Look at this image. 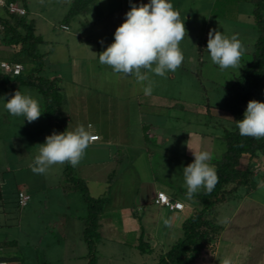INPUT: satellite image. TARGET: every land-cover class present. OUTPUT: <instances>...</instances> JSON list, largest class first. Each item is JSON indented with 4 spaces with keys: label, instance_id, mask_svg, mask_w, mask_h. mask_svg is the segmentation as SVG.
I'll return each mask as SVG.
<instances>
[{
    "label": "rangeland",
    "instance_id": "374dc122",
    "mask_svg": "<svg viewBox=\"0 0 264 264\" xmlns=\"http://www.w3.org/2000/svg\"><path fill=\"white\" fill-rule=\"evenodd\" d=\"M65 2V0H31L30 2L31 9L33 7L37 11L31 16L36 18L38 23L36 33L42 35L46 40L41 44V50L47 52L45 65L48 62L49 64L52 61L57 62V60L64 63L67 53L78 58L77 48H72L76 41L74 35L78 29V23L71 24L72 34L61 29V21L67 10ZM149 2L150 0H125V10L123 11L126 14L132 5L139 6ZM170 2L174 10L180 13V19L184 21L188 34L179 44L185 57L184 62L175 73H167V78L148 73L152 81V95H155L158 101H162L163 106L152 109L155 112L152 111L151 114L144 113L143 117V113L137 109L136 98H133L132 104L126 105L127 108L133 109L129 112L130 114L127 113L130 117L127 122L130 123L133 137L138 132L146 130L150 123L162 124L156 130L153 129L157 134L156 138L161 136L170 138V144L165 146L173 149L178 148L182 153L186 151L188 140L191 144V139L200 138L206 134L208 138L205 137L204 143L201 144V150L198 152H210L212 154L210 161H212L219 158L226 148L220 138L223 129L233 126L232 115L223 109L227 87L233 78L241 72L242 65L250 60L253 44L258 35L254 28L253 3L251 0H170ZM119 3L120 0H104V9L116 10ZM88 16L91 17L92 13H89ZM121 20L120 13H117L116 10L114 15L108 16L104 23L97 22L94 28H98L99 33H103V29L113 31L111 35L114 40L116 28L113 30L112 27L114 25H117L114 27H119ZM210 29H216L227 37L238 36L246 49L239 62V69L229 68L222 71L218 65L212 63L210 53L207 51ZM68 38L71 39L70 49L65 47ZM91 46L97 48L96 45ZM106 48L104 46L101 52ZM94 50L88 49L87 55L92 57L95 52H98L97 49L95 52ZM2 56L9 59L7 52L0 51V60ZM27 63L24 66L30 67ZM77 65L78 63L75 67L78 71ZM97 65L87 61V67L91 70L89 75L95 74L99 69ZM112 71L110 66L104 65L103 73L108 80L109 88L117 90L119 88L132 93L141 88L140 84L134 83L136 80L133 76L117 75ZM26 74L24 72L22 75L26 76ZM11 88L0 87V165L6 163L5 157L7 156H13L14 161L15 156L26 158L22 159L21 157L19 166H13L12 172L0 173V182L4 185L3 197L0 198V256L7 259L8 264H87L88 246L83 236V219L74 221V213L77 208L80 213L85 211L84 215L87 214V203L82 198L81 192L70 191L73 193L68 194L70 187L68 185L70 184L65 177H62L66 163L51 166L43 176L33 173L29 167L30 160H34L33 156L39 152V145L44 144L45 138L54 132L48 117L42 113L38 120L30 123V125L33 124L32 126H27L29 122L25 117L12 116L4 107L7 100L17 90H20L22 94L31 95L39 101V104L43 102L42 97L35 88L29 85L16 87L14 90ZM254 100L264 102V85ZM170 102L179 105L171 108L165 106V103L168 105ZM247 104L244 106L245 111ZM41 111L43 112V109ZM94 115L99 117L104 125V110L98 114L86 113V117L91 123H95ZM137 124L146 125V128L139 129ZM36 129L44 131V138L38 140L37 137L25 136L28 131ZM201 133L203 134L201 135ZM4 140H6V145L3 144ZM11 140L14 141V147L9 144ZM37 140L38 143L35 144ZM152 156L150 162L154 168L153 171L159 175V179L187 191L183 175V168L186 167V164L183 165L177 159L158 153ZM101 157L104 158V156ZM122 158L136 160L137 172L140 176L145 177L146 170H148L145 165L147 156H122ZM242 162L241 168L247 164V157H244ZM253 168L261 176V181L251 189L249 196L244 200L246 203H244L243 210L240 211L237 218L231 219L234 214L228 206L234 208L238 202L232 201L221 207V218L224 220L223 230L215 240L204 243L190 264H223L225 259H228L230 264H249L250 261L257 259L255 258L256 248L253 247L256 243L253 234L255 228L256 232L262 230L264 233L263 154L260 153V157L253 163ZM97 179H99L97 185H100L102 184L100 179H104V177ZM20 189H24L25 192L28 190L31 193V199L26 206L19 204L18 191ZM74 193H76L75 196H81L83 208L76 198L72 197ZM183 199L187 200L188 198L184 196ZM243 199L244 197L239 202ZM255 203L262 208L261 213L257 216L254 213L250 214V208ZM246 211L247 213H245ZM108 212L110 214L108 217H112L111 212ZM102 222L104 224V220ZM173 234L175 235L176 231ZM239 234L242 236L240 241L231 242ZM263 235H259L261 236L259 239L264 242ZM119 239H123L124 243L119 244L117 241ZM96 243L98 264H109L110 260H107L108 257H106L108 254L112 256L110 264H132V261L140 264H154L161 254L159 250H156L152 254L139 255V252L135 251L133 247L132 235L121 234L120 237L107 240L102 236ZM166 245L165 249L167 250L168 243ZM252 252L254 255L251 254Z\"/></svg>",
    "mask_w": 264,
    "mask_h": 264
},
{
    "label": "crops",
    "instance_id": "0c3cea01",
    "mask_svg": "<svg viewBox=\"0 0 264 264\" xmlns=\"http://www.w3.org/2000/svg\"><path fill=\"white\" fill-rule=\"evenodd\" d=\"M25 1L27 2L26 8L28 10V16L30 18H34L31 16L37 12L36 9H33V7V10L31 9V0ZM65 1L67 10L64 12V15L68 11L73 0ZM124 2L125 0H120L116 9L117 13H120L122 19L119 22L120 24H122L126 19V14L123 11L125 10ZM105 9L104 0H96L95 2L89 4L83 12L77 14L74 19L67 24L69 29L62 28V25L64 24H61V29L69 34H72L71 24L73 22L78 23V29H76V33L74 35L75 38L73 37L76 41L74 40L75 44L72 47L73 49H75V47L77 48L76 50L78 52H76L78 54V58L73 57L70 53H67L66 61L64 63L57 60V62L52 61L50 64L49 62L46 65L44 64L42 74L49 78L58 77L60 79L63 94V102L60 106V116L65 118L67 130L73 131L78 125H84L86 128L88 125H91L92 128L90 131L92 133H97L100 136L99 140L93 142L86 149L84 158L74 169L75 175L87 182L91 196H108V200L104 205V215L101 219L100 238L103 236L104 239L107 240L115 239L118 236L120 237L121 234L132 235L134 240L133 247L135 251L139 252V255L152 254L156 250L163 253L167 251L174 242L183 236V222L201 208V203L194 198L189 199L187 197V200L183 199L184 196H187V194L182 191V188L176 187L168 182L161 181L159 179V175L153 171L154 168H152L150 162L153 157L152 155L158 153L165 157H172L177 159L181 164H186L187 166L189 162H194L193 152L201 150V144L204 143L205 137L208 138V136L201 133V135H203L200 138L191 139V144L190 140H188L186 151L184 153H182L178 148L173 149L165 146L170 144V138L162 136L156 138L157 134L154 130L162 125L157 122L155 124L150 123L146 130L138 132L135 137L132 136L130 123L127 122L130 117L127 113L130 114L129 112L133 109L127 108L126 105L132 104V99L136 98V104L138 106L137 109L139 112L143 113L142 116L144 117V113L148 112V114H151L152 111L155 112V110L152 109L162 107L163 104L162 101H158L156 99L155 95L146 96L141 88L133 91V93L119 88L118 90L109 88V83L107 82L108 80L104 77L103 73L104 65L99 64L98 54L101 53V49H103L104 46L108 47L109 44L114 42L111 35L113 31L103 29V33H99L97 30L98 28H94L97 22L104 23L108 16H113L116 12L115 9L111 11ZM89 13H92L91 17L88 16ZM114 26L112 27L113 30L114 28L117 29V27ZM70 41L71 39L68 38L65 43V47L67 49H70ZM91 45H96L97 48H94ZM88 49L90 51L95 49L94 52L97 49L98 52H95L93 56L90 57L87 55L88 53H86ZM0 51L7 52L9 55V59H5L2 56L0 62L6 60L15 62V60H17V48L14 46L0 45ZM86 57L90 58L88 59ZM88 60L94 64H98L97 66H99V69L96 70L95 74L92 73L89 75L91 70L87 67ZM76 63H78V71L75 67ZM0 74L2 75L0 78V87H12L11 89L14 90L16 87L19 88L20 86H27L26 84L19 83L16 79L17 76L6 74L1 68ZM117 75L120 74L117 73ZM21 76L23 77L24 75ZM12 79H14L15 82L12 81ZM135 82L136 81H134V83ZM165 104V106L169 108L179 105H174L173 102L168 103V105L167 103ZM40 108L42 109V103L40 104ZM102 110H104V125H102L103 122L96 115H94L96 118L94 120L95 123H91L87 119L86 113L98 114L101 113ZM32 125L33 124L30 125V123H27V126ZM137 125V128L144 129L147 124L145 126H141L140 124ZM146 134L148 135L145 136ZM26 135L27 137L29 135L33 138L37 137L39 140V138H44V131H39L37 129L35 131L31 130L25 133V136ZM38 140L35 141V144L38 143ZM3 144H7L6 140L3 141ZM9 144L14 147L13 140H11ZM35 156H33V158H35ZM101 156H104V158ZM122 156H147L145 165L148 170H146L147 173L145 174V177L140 176L137 172V167H135L136 160H124ZM21 157L22 159L26 158L23 156H15L16 159L14 161L13 156L5 157L6 163L0 165V173L12 172L15 165L19 166L18 164L21 162ZM30 162L32 163L33 160H30ZM209 163L214 167L211 161ZM43 175L44 174H42V176ZM112 176L113 179L110 181V177ZM103 177L104 179H100L102 181V184L100 185L102 186L97 185L99 180L97 178ZM3 189L4 185L0 182V198L3 197ZM158 190H163L172 199L183 202L184 208L182 210H170L166 207L157 205L155 203V198ZM20 192H25V190L20 189L18 191V195ZM25 193L29 194L31 199L30 191L27 190ZM70 193L73 192H69L68 194ZM75 195L76 193H74V196L72 197H75L76 201L83 208V202L80 198L81 196ZM246 198L247 196H245L242 201L238 202L234 208L232 206H228L229 210L234 214V217L231 219L237 218L240 211L243 210L244 203H246L244 200H246ZM108 211L111 212L112 217H108L110 216ZM250 211V214L254 213V215L257 216L261 213L262 208L257 206L255 203L250 208ZM245 213H247V211ZM84 214L85 211L84 213L83 211L80 213L79 208H77L74 213V221H79L80 218L83 219L87 215ZM103 220L104 224L102 222ZM166 220L168 221V224L164 223ZM244 226L245 223L243 227ZM84 228L85 223L83 220V231ZM175 231L176 234L174 235L173 232L175 233ZM256 231L257 229L255 228L253 236L257 244L254 243L253 247L256 248L255 258L257 259L250 261L249 264H264V242L259 239V237H261L259 235L264 233L262 230H259L260 233L259 231ZM142 236L145 241L150 242V244L154 247V251L152 253H142L139 251L137 244ZM241 237L242 236L239 234L238 237H234L231 242L240 241ZM123 239L117 240L118 243L123 244ZM166 243H168L169 246L167 250L165 249V246H167ZM251 254L254 255V252ZM106 257H108L107 260H110L109 262L111 263L112 256L108 254ZM98 260L99 259L97 257L96 264H98ZM6 264L8 263L6 262ZM132 264L140 263L132 261Z\"/></svg>",
    "mask_w": 264,
    "mask_h": 264
},
{
    "label": "trees",
    "instance_id": "16d2710c",
    "mask_svg": "<svg viewBox=\"0 0 264 264\" xmlns=\"http://www.w3.org/2000/svg\"><path fill=\"white\" fill-rule=\"evenodd\" d=\"M8 1L27 7L25 0ZM95 1L73 0L61 24L70 23L77 14ZM251 2L254 28L258 35L253 44L250 60L242 65L241 72L227 87L223 109L232 115L233 126L223 129L220 138L226 148L219 158L211 161L218 182L210 195L203 188L193 195L192 198L201 203V208L183 222V236L167 251L161 253L154 264H190L204 243L215 240L223 230L221 207L232 201L239 202L261 181V176L254 171L253 163L260 157V153L264 155V138L257 140L241 136L236 126V121L244 118V106L259 95L264 85V0H251ZM0 25V45L17 48L15 62L23 65L28 62L27 64L30 65V67L25 66L26 76L19 75L16 79L19 83L29 85L40 93L43 113L48 117L51 129L57 134L65 132L67 123L65 118L60 116V106L63 102L60 79L49 78L42 74L47 52L41 50V44L45 40L36 33V18H30L28 10L26 15H17L10 13L7 8L0 7ZM244 157H247V164L241 168ZM74 169L66 163L62 177H65L70 184L68 191L81 192L87 203V215L83 218L85 223L83 236L88 246L87 264H96V242L100 239L101 219L108 196H91L87 182L76 176ZM112 179L113 176L110 177V181ZM182 191L187 194L186 190ZM137 247L142 253L154 251V247L150 242L145 241L143 236ZM0 262H7V259L0 256Z\"/></svg>",
    "mask_w": 264,
    "mask_h": 264
},
{
    "label": "clouds",
    "instance_id": "9594fccd",
    "mask_svg": "<svg viewBox=\"0 0 264 264\" xmlns=\"http://www.w3.org/2000/svg\"><path fill=\"white\" fill-rule=\"evenodd\" d=\"M185 35L188 36L184 21L170 0H150L147 4L132 5L125 21L114 33V42L98 54L99 62L110 66L115 73L133 76L143 93L150 96L153 87L148 73L167 78V73L176 72L185 59L179 47ZM207 51L212 63L223 71L239 69L246 49L237 35L227 37L216 29H210ZM4 107L10 115L23 116L29 123L38 120L43 113L39 101L20 90L15 91ZM236 126L241 136L257 140L264 138V102L250 100L244 118L236 121ZM91 128V125L87 128L78 125L73 131L53 132L47 136L29 165L32 172L46 174L51 166L65 163L77 167L86 149L97 139ZM193 155L194 162L183 168L189 199L202 188L210 195L218 182L215 168L209 163L212 154L199 151ZM164 223L168 224V221ZM223 264H230V261L225 259Z\"/></svg>",
    "mask_w": 264,
    "mask_h": 264
},
{
    "label": "built area",
    "instance_id": "2783aa9c",
    "mask_svg": "<svg viewBox=\"0 0 264 264\" xmlns=\"http://www.w3.org/2000/svg\"><path fill=\"white\" fill-rule=\"evenodd\" d=\"M0 7L7 8L10 13L17 15H26L27 9L19 3L8 1V0H0ZM1 28V25H0ZM62 28L69 29L67 25H62ZM0 68L4 73L9 74L11 76H19L22 75L26 68L22 63L19 62H10V61H1ZM97 139H100L99 134L93 133ZM94 141V142H95ZM30 195L25 192L19 193V203L21 206H26L29 203ZM155 203L159 206L166 207L170 210H182L184 208V203L178 200L172 199L165 191L158 190L155 198ZM0 264H6V262H0Z\"/></svg>",
    "mask_w": 264,
    "mask_h": 264
}]
</instances>
